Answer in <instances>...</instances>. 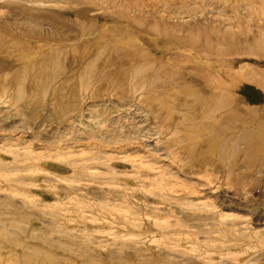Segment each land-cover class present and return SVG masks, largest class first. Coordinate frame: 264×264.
<instances>
[{
    "label": "rangeland",
    "instance_id": "374dc122",
    "mask_svg": "<svg viewBox=\"0 0 264 264\" xmlns=\"http://www.w3.org/2000/svg\"><path fill=\"white\" fill-rule=\"evenodd\" d=\"M59 1L0 0V17L47 38L30 39L33 49L63 55L47 76L42 52L0 56V264H264V162H239L229 181L208 155L215 138L174 134V120L187 116L212 123L193 113L198 99L139 91L146 83L124 59L151 53L148 74L164 66L157 83L174 87L194 53L157 52L166 35L202 49L218 43L225 54L264 52V0ZM160 16L167 25L153 31ZM263 60L237 67V96L258 110L264 89L251 79L264 77Z\"/></svg>",
    "mask_w": 264,
    "mask_h": 264
},
{
    "label": "bare ground",
    "instance_id": "6f19581e",
    "mask_svg": "<svg viewBox=\"0 0 264 264\" xmlns=\"http://www.w3.org/2000/svg\"><path fill=\"white\" fill-rule=\"evenodd\" d=\"M19 1L20 2L22 1L25 3L30 2V3H34L37 5H38V3H40V4L46 3V0H19ZM85 1H87V0H85ZM139 2L137 5H133V7H134V9H137L139 11H143L145 6L143 5V3H139ZM57 3H58V0H57ZM111 4H114V3H111ZM151 5H152V3H151ZM155 8H156V6H155ZM130 9H132V8H130ZM153 10H155V9H153ZM37 12H39V11H37ZM40 12H41V10H40ZM41 14H43V13H41ZM53 14H55V13H53ZM124 14H125V11H124ZM39 16H40V14H39ZM76 17H78V16H76ZM160 17L157 21L154 22L155 23L154 25L151 24L150 26H148L153 31L158 30V26L161 23L164 25L165 24L167 25L166 18H164V17L160 18ZM36 18H38V17H36ZM52 18L60 20L59 19L60 17L57 18V16H56V18H54L52 16ZM0 19H2V20H0V56H2V57L11 56V58L12 57L17 58V56H19V55H16L17 53L15 55H11L9 52H7V49H12V50L14 49L17 52H27V53H34V52L40 53V52H42L44 55L42 56L43 59L41 61L40 66L43 69V71L46 72L44 74V76H47V73H50L51 71L58 72L61 70L60 60H61L63 55L61 54V52L59 50H57V51H55V50L50 51L49 50V51L45 52L43 49L44 47L42 48V45H44V44L39 45L38 47L36 46V49H33L34 47L32 48L29 45L30 39H33V38L36 39L37 41H42L43 43L48 42L47 38L43 34H37L38 30L34 34V32H32L26 26L28 23H30L29 21L28 22L25 21V22L10 23L9 21L8 22L6 21L7 19L5 20V17L4 18L0 17ZM141 19H142V17H141ZM69 20H70V18H69ZM64 21H66V19ZM146 21H149V19H146ZM36 22L38 23L39 21H36ZM53 22H54V20H53ZM71 22L73 23L72 20H71ZM77 22H79V21H77ZM82 22L84 23L85 21H82ZM66 23H67V21H66ZM38 25H39V23H38ZM64 25H65V23H64ZM64 25H62V26H64ZM73 25H74V23H73ZM126 25H128V24L126 23L125 26ZM28 26H29V24H28ZM35 26H37V24ZM66 26H64V27L66 28ZM69 26H71V25L69 24ZM79 26H81V25L78 24V27ZM73 27H75V26H73ZM82 27L84 28L83 25H82ZM82 27H81V29H82ZM90 27L92 29V26H90ZM38 29H40V28H38ZM32 30L34 31V29H32ZM82 30H85V29H82ZM35 31H36V29H35ZM79 32H80V30H79ZM39 33H41V31H39ZM12 34H14L13 37H10V36H9L10 38L7 37V35H12ZM84 34L86 36H88L87 33H84ZM159 34L165 35V34H167V32L161 31V33L159 32ZM51 38H53V37H51ZM135 38H137V37H135ZM116 39H118V38H116ZM48 40L50 41L49 38H48ZM140 40L142 41V39H140ZM162 41H163L162 45H159V47L157 48L156 51L162 52L164 55L167 52V50L170 49V45H172L173 48H187V49H190V51H192V53H194V56H192L190 58V60H192L191 62H193V65H191V67L184 66V68H183V70L185 71L184 75L183 76H181V75L175 76V78H177V79L174 80V82L176 80L179 81L180 79L182 81L187 80L188 82L186 81L185 83L179 84L178 86L176 85L174 87L170 86V84H173L170 81L157 83L159 81L158 80L159 77L162 76V74L164 73V71H163L164 66H163V68L159 67V68L153 69L151 74L149 75L147 72V65L142 63L144 60L149 59L151 53L148 54L145 51H140V52L136 53V52H132L131 50H127L124 53V54H127L124 59H125V62L127 64L130 63L129 66H134L131 70L132 77L137 78L138 81L139 80L143 81V79H144V81L146 83V84L141 86L139 91H147V92L157 91V90L168 91V92L179 91L177 95H179L180 92H185V93H188L189 95H191L192 98L198 99L197 102H194V103L190 102V107H191V109H193V113H194V111H196L199 114L200 119L206 120L205 122H207V120H208V121H211L212 123L210 125L204 126V124H202L204 121L203 122L200 121L202 126L198 127L199 123L197 124V120L195 118H193L194 116H192V117L187 116V119H185V120H176V121L173 119L174 117H172V119L174 120L175 128H176L175 133H174L175 136H177V135L180 136V134H182V133L184 135L190 134L191 136H193L192 131L187 132V128H192V129L194 128L193 132L195 131V134L197 136H200V134H202V135L206 134L208 138L209 137L215 138L214 145L208 151V155L210 157H214L218 161L219 164H222L223 166H225V168H226L225 171H227V173L226 172L225 173L227 174V179H229V181L234 179L232 177L235 175V170H236L239 162H241V161L244 162L250 158L258 159V160L264 162V133H263V131H264V106L260 110L249 108L237 96V93H238L237 91H238V86H239L238 80L243 78L242 75H239V73L237 72L238 71L237 70L238 64L243 60L256 61L258 64L261 61V58L264 59V52L256 51L253 54L244 53V54H240V55L225 54L226 52L221 50L222 48H219L221 46L218 43L217 44L211 43V45L210 44L208 45L209 46L208 48L204 47V49H202V48L196 47V46H186L187 45V39L186 38H184V39H173L172 37H170L168 35H166V37ZM50 42H52V41H50ZM97 42H98L97 44L103 46V45L107 44L108 39H102L101 38ZM110 42H112V41H110ZM110 42H109V44H110ZM94 45H96V44H94ZM33 46H35V45L33 44ZM6 53H8V54L6 55ZM98 54L101 57L104 55L103 51H100ZM95 61H97V60H95ZM164 61H166V59L162 58L161 62H164ZM187 61H189V60H187ZM253 63H255V62H253ZM20 70H22V69H20ZM31 72H32V70H31ZM59 73H61V72H59ZM145 73L147 75H149V77H145ZM255 76H257V75H255ZM251 82H253L258 87H261L264 89V77L260 80L251 79ZM176 93H174V95ZM260 99L263 100L264 96ZM162 101H164V100H162ZM158 105L160 106V102ZM186 105H188V104H186ZM173 120H171V121H173ZM189 130H191V129H189ZM189 132H191V133H189ZM185 137L187 138V136H185ZM200 137H202V136H200ZM186 138H185V140H186ZM198 140H201V138ZM182 141L183 140L180 139V142H182ZM207 144H209V143L207 142ZM203 145H204V143H203ZM206 145H204V146H206ZM198 146H200V144ZM196 147L197 146L195 144V145H191L188 147L186 146V148L184 147L185 149H183V148L182 149L185 150L186 153L192 154L195 151ZM178 149H180V148H178ZM179 153L180 152L178 151L177 154H179ZM180 162H181V160H180ZM212 183H214V182L209 179L208 182H205V184H203V186L205 187L206 192H208L207 194H211L215 198H218L219 194H217V193L220 190V187H218L217 189H214L212 186ZM231 187H233V186L231 185Z\"/></svg>",
    "mask_w": 264,
    "mask_h": 264
}]
</instances>
